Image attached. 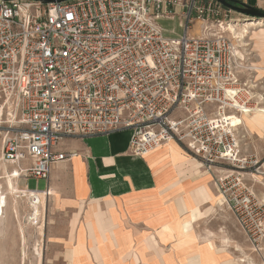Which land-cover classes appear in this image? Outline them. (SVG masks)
Wrapping results in <instances>:
<instances>
[{
	"label": "built area",
	"instance_id": "1",
	"mask_svg": "<svg viewBox=\"0 0 264 264\" xmlns=\"http://www.w3.org/2000/svg\"><path fill=\"white\" fill-rule=\"evenodd\" d=\"M176 6L185 33L174 38L157 20ZM231 11L219 0H0L2 159L20 176L48 179L77 155L57 149L68 136L131 128L136 155L178 137L209 168L232 167L216 184L261 250L264 200L244 175L258 161L240 155L230 121L232 110H253L226 27Z\"/></svg>",
	"mask_w": 264,
	"mask_h": 264
},
{
	"label": "rangeland",
	"instance_id": "2",
	"mask_svg": "<svg viewBox=\"0 0 264 264\" xmlns=\"http://www.w3.org/2000/svg\"><path fill=\"white\" fill-rule=\"evenodd\" d=\"M179 9L180 7H176L174 16L158 18L157 21L162 26L165 36L175 38L184 35L185 26ZM226 21L229 34L235 37L238 45L237 58L240 65L238 77L241 86L246 90L245 97L252 104L253 109L256 106L264 107V44L254 36V33L264 29V17L250 16L233 9ZM194 27L197 31L195 32L194 28L191 33H199L200 23L195 24ZM242 29L244 31L240 33ZM177 113L179 115L173 116L184 115L180 114V110H177ZM230 113L232 124L235 125L239 137L240 155L258 161L254 167L245 169L244 175L257 195L264 200V133H260L243 120L241 115H245L246 112L235 109ZM1 139L0 133V142ZM166 143L174 144L184 156L190 159L196 158L202 163L199 168L200 174L210 177L208 188L214 197L213 201L203 202L200 207L204 211L214 205L215 209L208 215L203 214L189 231L181 229L185 220L193 222L186 193L182 197L187 213L169 218L170 225L165 227L167 231L155 230L151 226L149 229L142 219L136 221L129 217L130 222L133 223L127 221L123 224V231L119 232L123 239L120 241L118 238L120 247L112 249L113 246L102 244L100 248L105 258L110 257V250H114V253L115 250L118 251L108 264H190L191 258L197 255L202 264H264V241L261 250L256 251L253 248L216 184L217 174L231 170L232 167L217 164L209 168L202 158L178 137ZM12 169H16V166L5 162L0 152V184L6 192L0 193V206L5 217L4 223L0 224V264H92L88 249L89 262L84 255L76 261L71 260V249H77L73 243L75 234H72L75 227L70 224L75 213L59 210L46 192L45 202L40 198V204L37 205L39 212H36L32 208L29 195L25 194L27 192H22L27 189L23 186H19L20 191L12 188L14 177L9 176ZM17 175L16 173L15 177ZM26 178L29 179L24 183L27 182L31 189H41L46 186V179L37 180L31 176ZM8 179L11 189L7 183ZM174 197L175 194H172V201L169 203L176 207ZM131 230L135 234L134 242L131 240L133 257L126 255L131 247L127 246L128 237L132 236ZM77 231L79 239L80 233L84 232L82 225L78 226ZM78 253L76 251L75 254Z\"/></svg>",
	"mask_w": 264,
	"mask_h": 264
},
{
	"label": "crops",
	"instance_id": "3",
	"mask_svg": "<svg viewBox=\"0 0 264 264\" xmlns=\"http://www.w3.org/2000/svg\"><path fill=\"white\" fill-rule=\"evenodd\" d=\"M241 1L264 8V0ZM179 10L182 11L181 7ZM196 22L192 29L195 24L201 26L200 21ZM132 133L131 128H121L108 133L66 137L57 149L75 151L77 155L52 168L45 188L31 189L27 182L24 183L29 178L24 176L12 178L13 187L7 180L10 189L19 190V186L27 189L25 194L29 195L32 206L33 203L40 204V198L45 202L46 191L55 207L75 213L70 224L75 227L72 234H75L73 243L77 249H71V260L76 261L84 255L88 261V249L92 264H108L118 251L110 250V257L105 258L100 248L102 244L113 246L112 249L120 247L119 240L123 237L119 232L123 231V224L130 222L129 217L136 221L142 219L149 229L151 226L167 231L169 218L187 213L184 193L188 194L192 228L203 214L208 215L215 209L214 205L204 211L200 207L201 203L213 201L214 197L208 188L210 177L200 174V161L187 158L172 143L162 144L146 155L133 154L129 151ZM13 171H19L17 166ZM0 193H6L1 184ZM172 194H175L176 207L169 203ZM79 225L84 232L78 239ZM130 232L132 236L129 235L127 246L131 247L126 255L133 257L131 240L134 242L135 234L133 230ZM76 251L79 252L77 255ZM190 264H202L199 255L191 258Z\"/></svg>",
	"mask_w": 264,
	"mask_h": 264
},
{
	"label": "bare ground",
	"instance_id": "4",
	"mask_svg": "<svg viewBox=\"0 0 264 264\" xmlns=\"http://www.w3.org/2000/svg\"><path fill=\"white\" fill-rule=\"evenodd\" d=\"M246 24V23H245ZM248 26V25H246ZM245 26V27H246ZM234 27V26H233ZM243 27V28H245ZM244 31L243 29L240 30V33ZM239 34V33H238ZM239 36V35H238ZM254 36L257 37V39H259V42L264 44V29L260 30L258 33H254ZM244 112H246L245 115H241L243 117V120L247 121L254 129H257V131H259L260 133H264V107H258L256 106L255 109H253L252 111H248V110H244ZM230 121H231V118H230ZM243 121V122H244ZM232 123V121H231ZM245 125V124H244ZM169 142V141H167ZM166 143V142H165ZM163 143V144H165ZM162 146V145H161ZM159 146V147H161ZM158 147V148H159ZM157 149V148H156ZM154 149V150H156ZM153 150V151H154ZM152 152V151H151ZM18 174L16 176V178H19L20 176V173L19 171L16 172V171H13L9 176L10 177H15V174ZM16 184V183H15ZM18 187V186H17ZM16 190V189H15ZM18 190V189H17ZM26 192V191H25ZM32 194V193H31ZM26 196V195H25ZM32 202V201H31ZM38 204H35L33 203V209L36 211V212H39L38 211ZM192 216V215H191ZM4 214H3V211H2V207L0 206V224L2 225L4 223ZM193 218V216H192ZM182 228L184 231H189L191 230L192 228V222L189 221V220H185L182 224Z\"/></svg>",
	"mask_w": 264,
	"mask_h": 264
},
{
	"label": "water",
	"instance_id": "5",
	"mask_svg": "<svg viewBox=\"0 0 264 264\" xmlns=\"http://www.w3.org/2000/svg\"><path fill=\"white\" fill-rule=\"evenodd\" d=\"M40 1H42L43 3H49V2H55V1L59 2L63 0H40ZM219 1L223 3L225 6L241 11L247 15L256 16V17H264V9L252 6L241 0H219Z\"/></svg>",
	"mask_w": 264,
	"mask_h": 264
}]
</instances>
